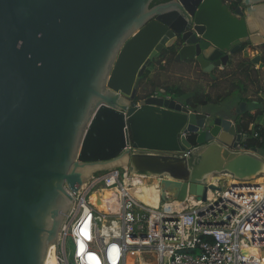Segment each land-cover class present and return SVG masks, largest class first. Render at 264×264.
I'll use <instances>...</instances> for the list:
<instances>
[{"label": "water", "instance_id": "water-1", "mask_svg": "<svg viewBox=\"0 0 264 264\" xmlns=\"http://www.w3.org/2000/svg\"><path fill=\"white\" fill-rule=\"evenodd\" d=\"M240 1L0 0V264H45L72 195L98 172L155 177L161 199L168 185L205 200L228 177L258 184L264 158L242 146V121L135 100L166 50L212 74L264 47V0Z\"/></svg>", "mask_w": 264, "mask_h": 264}, {"label": "built area", "instance_id": "built-area-1", "mask_svg": "<svg viewBox=\"0 0 264 264\" xmlns=\"http://www.w3.org/2000/svg\"><path fill=\"white\" fill-rule=\"evenodd\" d=\"M223 2L231 7L237 0ZM259 132L249 124L243 141L248 135L261 141ZM142 178L114 168L79 186L48 253L56 264H263V184L238 181L209 190L205 200H178L168 190L169 198L161 199L157 181L159 204L152 206L134 195ZM104 189L114 190L115 197L100 199ZM98 201L114 213L99 210Z\"/></svg>", "mask_w": 264, "mask_h": 264}, {"label": "rangeland", "instance_id": "rangeland-1", "mask_svg": "<svg viewBox=\"0 0 264 264\" xmlns=\"http://www.w3.org/2000/svg\"><path fill=\"white\" fill-rule=\"evenodd\" d=\"M259 50L261 51V55H264V47L258 46ZM261 56V57H262ZM243 56L242 51L234 55L235 60L241 59ZM249 58V57H248ZM250 59V58H249ZM256 67L259 63H253ZM150 71L149 76L145 79L143 84L147 87V91H150L153 88H157L156 90H165L166 88H179L185 95H178L175 99L179 100L183 104L187 99H191L195 92L199 94L208 93L211 97L215 98L216 96L224 97V93L232 86L231 83H236L238 78L236 77H229L223 73L224 70L218 68L215 69L212 74L204 72L199 64L196 61H181L177 62L175 60L171 62L162 61L160 64L158 62H154L152 66L148 68ZM257 84L250 85L245 87L250 89L251 95H244L245 97H252L257 98V95H252L254 90L258 87L259 84V75L255 77ZM264 80V78H263ZM263 83V84H262ZM142 83L140 82V85ZM155 86V87H154ZM263 87L264 89V82L259 84V87ZM140 88V87H139ZM139 92V89H138ZM158 93V92H157ZM156 93V94H157ZM255 93V92H254ZM159 94V93H158ZM142 96V95H140ZM162 96V95H160ZM172 98V96L167 95ZM264 97V95H262ZM240 99V94L237 91H232L226 97L221 98L217 103H207V109L202 110L201 106H198L197 109L205 111L209 110L212 112L219 111V108L225 110L229 104L232 102H237ZM239 103V102H238ZM218 109V110H215ZM224 112V111H223ZM222 112V113H223ZM261 150V149H260ZM143 192V193H142ZM140 193L144 194L141 198L144 201H153L156 197L153 195L152 191L149 189L144 192L141 191ZM137 197V196H136Z\"/></svg>", "mask_w": 264, "mask_h": 264}, {"label": "trees", "instance_id": "trees-1", "mask_svg": "<svg viewBox=\"0 0 264 264\" xmlns=\"http://www.w3.org/2000/svg\"><path fill=\"white\" fill-rule=\"evenodd\" d=\"M168 0H153V2L151 3V5L157 4V3H161V2H165ZM238 2H240V0H238ZM174 52L172 50H166L164 51V53H162V56L158 59H155L154 62H158L159 64L162 61L165 62H171L174 60V56H173ZM262 62L264 64V55L262 56ZM153 64V62H152ZM152 64L150 66H152ZM224 70L223 73L229 77H236L238 78L236 80V83H231V87L224 93V97H226L228 94H230L232 91H237L240 94V98L243 100H247V97H245L243 95V91H241V89H243L245 87V85H247L248 83H254L256 82L255 77H257V74L259 73L258 69H256L253 65V63L251 62V59H249L248 57H242L239 60H235V59H230L227 63L226 66H224V68L222 69ZM150 71L147 69L142 78H141V85L139 88V92L137 94V97L135 98V100H139L141 98H144L146 96L149 95H153L155 93H157L158 95H170L172 96V98H176L178 95H185L179 88H166L165 90H156L157 88H153L150 91H147L146 89V85L143 84V82H145L144 80L147 79V77L149 76ZM259 75V74H258ZM155 87V86H154ZM244 90H246L244 88ZM246 92V91H244ZM258 92V90L256 91V93ZM142 95V96H140ZM219 96H216L215 98L211 97L210 94L205 93V94H199L197 92H195L193 94V97L191 99H187L185 101V105H187L191 110H197L198 106H203L206 105L207 103H217L221 98H224ZM259 101V99H257ZM264 113V108L259 109L255 112V114H251L250 112L246 111L244 112V114L242 115V117H240L239 121H242V125H243V129L245 132H248V126L249 124L253 123L256 119V116L261 115ZM253 128L254 129H258L259 125L253 123ZM260 136L264 135V131L263 128H260V132H259ZM193 137H191V141H193ZM264 145V139H262L261 141L256 138V137H252L250 135H248V137L242 142V146L244 147V149H250L252 147H255L257 149H261Z\"/></svg>", "mask_w": 264, "mask_h": 264}, {"label": "crops", "instance_id": "crops-1", "mask_svg": "<svg viewBox=\"0 0 264 264\" xmlns=\"http://www.w3.org/2000/svg\"><path fill=\"white\" fill-rule=\"evenodd\" d=\"M248 54H249V58H251V57L255 56L256 54H260L261 55V51L259 50V47L256 46L252 50H249ZM233 58H234V56H232L230 59H233ZM178 62H181V61H178ZM256 68L259 71V73H258L259 74L258 81H259V84H261V82H264V80H263V78H264V64L262 62V59H261V62L259 63V65L256 66ZM253 84H257V81L252 83V84L248 83L247 86L250 87V85H253ZM259 84H258V87L254 90L255 93L253 92V94H252V95H257L258 96L257 98L256 97L252 98V97L249 96V97H247V100H243V99L240 98L239 101H238L239 103L241 101L246 102V111L250 112L251 114H255V112L258 110V108L259 109L264 108V97H262V95H264V89L261 86L259 87ZM244 88L246 90H244ZM244 88L241 89V91H243V95H251L250 89L247 88V87H244ZM257 90H258V92L256 93ZM244 91H246V92H244ZM257 99H259V101ZM238 102H237V104H236V102H235V104H234V102H232L231 104H229V106L226 107L225 110H222V112L224 111L223 113L226 114L227 117H230L231 119H234L235 121H239L240 117H242V115L244 114V113L242 115H238L237 114L236 111L239 108V103ZM201 107H202V110L208 108V106H206V105H203ZM199 109H197V111H202V110H199ZM219 109H221V108H219ZM215 110H218V109H215ZM219 111H221V110H219ZM253 123L258 124L259 125V129L263 128V131H264V113L261 114V115L256 116V119H255V121ZM257 153L264 158V145L261 148V150L260 149L257 150Z\"/></svg>", "mask_w": 264, "mask_h": 264}, {"label": "bare ground", "instance_id": "bare-ground-1", "mask_svg": "<svg viewBox=\"0 0 264 264\" xmlns=\"http://www.w3.org/2000/svg\"><path fill=\"white\" fill-rule=\"evenodd\" d=\"M250 50V49H249ZM248 50V51H249ZM238 181L228 177L227 182L224 187H229L231 184H235ZM254 182L258 184H263L264 185V177H257L254 179ZM217 183V182H216ZM152 191L153 195L156 197L155 200L153 201H144L141 196L143 197L144 194L140 193L141 191L146 190ZM168 192L173 193L175 195L176 188L175 186L168 185ZM159 193H160V188L158 187L157 180L156 178H148V177H143L142 181L136 186V190L134 191V195L137 196L138 199L144 201L145 203L152 205V206H157L159 204ZM189 196V195H188ZM209 196H212V192H209ZM95 196H92V199H94ZM98 197L101 199L102 198H111L113 199L115 197V192L112 189H104L100 193L98 192ZM99 210H102L104 213H114V209L111 208L109 204H105L104 202L100 203L98 201L97 205ZM143 255V253H141ZM260 256L262 257V263L264 264V250L261 252ZM45 264H56L55 259L52 257L51 253L47 256L46 263Z\"/></svg>", "mask_w": 264, "mask_h": 264}, {"label": "flooded vegetation", "instance_id": "flooded-vegetation-1", "mask_svg": "<svg viewBox=\"0 0 264 264\" xmlns=\"http://www.w3.org/2000/svg\"><path fill=\"white\" fill-rule=\"evenodd\" d=\"M238 5H242V3H241V1L238 2V0H237V2H236L234 5H232V7H234V6H238ZM193 140H194V139H193Z\"/></svg>", "mask_w": 264, "mask_h": 264}, {"label": "clouds", "instance_id": "clouds-1", "mask_svg": "<svg viewBox=\"0 0 264 264\" xmlns=\"http://www.w3.org/2000/svg\"><path fill=\"white\" fill-rule=\"evenodd\" d=\"M167 96V95H166Z\"/></svg>", "mask_w": 264, "mask_h": 264}]
</instances>
